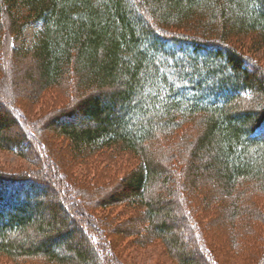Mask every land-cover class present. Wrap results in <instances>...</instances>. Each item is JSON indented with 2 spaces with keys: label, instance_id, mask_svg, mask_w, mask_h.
I'll return each instance as SVG.
<instances>
[{
  "label": "trees",
  "instance_id": "trees-1",
  "mask_svg": "<svg viewBox=\"0 0 264 264\" xmlns=\"http://www.w3.org/2000/svg\"><path fill=\"white\" fill-rule=\"evenodd\" d=\"M33 20L43 23L35 43L14 47ZM260 49L264 0H0V70L12 54L29 56L28 75L34 74L40 95L76 75L69 104L50 112L47 127L73 152L113 149L138 160L120 190L101 202L139 205L145 235L162 240L179 264H224L223 257L237 255L255 264L259 258L258 244L243 231L248 234L262 215L263 202L253 196H264V64L253 55ZM0 108L6 111L0 113V148L21 157L30 152L35 166L0 171V255L113 264L84 190L69 181L57 185L63 186L64 174L41 124L28 120L1 88ZM12 124L22 138L5 135ZM185 147L190 159L204 157L200 176L212 175L213 184L232 196L230 221L245 228L220 249L207 237L217 230L196 217L182 191L150 195L180 167L188 172L181 173L182 185L195 186V164L178 155ZM180 223L187 250L176 233Z\"/></svg>",
  "mask_w": 264,
  "mask_h": 264
},
{
  "label": "rangeland",
  "instance_id": "rangeland-1",
  "mask_svg": "<svg viewBox=\"0 0 264 264\" xmlns=\"http://www.w3.org/2000/svg\"><path fill=\"white\" fill-rule=\"evenodd\" d=\"M42 27L43 23L39 20L29 22L25 26L21 36L14 40L13 46L16 48L32 46L36 41L37 33ZM253 55L259 59L258 61L261 64H264V50L260 49L253 53ZM10 60V64L5 68L6 71L0 70L2 95L11 98L19 104L23 108L28 120L36 122L38 125L41 124L43 139L47 144L49 152L57 162L60 171L64 174L65 180L61 179L64 183L63 186L62 183L58 184V182L57 185L65 188L67 186L65 181H69L77 188L84 190V203L90 207L91 212L99 219L104 236H106L105 240L108 241L110 246L113 264H179L174 256L170 254L168 247L162 240L160 241L155 237L145 235L142 229L144 227V218L142 208L139 205L130 204L128 199L116 203L104 204L101 202L104 199L102 197H104L105 193L111 190H120L122 179L127 177L128 171L136 165L138 160L129 153L113 149L89 154L73 152L72 146L66 138L59 136L55 131L47 127V118L50 112L59 108H65L69 104L68 97L73 94L74 90L70 85L75 82L76 75H73L72 79H65L56 89H51V91H46L40 95L39 90L35 89L36 78L34 74L32 73V76L28 75L29 71L33 68L31 58L29 56L14 57V54H12ZM70 87L72 88L71 95L69 94ZM0 113L6 114V111L0 108ZM190 129V133H193L196 127L192 126ZM4 133L10 138L20 139L23 136L22 130L17 127V124L9 126ZM186 148H183V152L179 151L178 155L181 160L183 159L187 163L191 160L195 164L197 169H193V173L197 176L195 178V186L182 185L183 175L188 172L181 170L182 167H180L179 170L182 171L183 175L181 173L178 175L176 170L168 171L169 179L167 184H157L150 195L154 197L162 193L164 197H167V189L169 188H176L178 192L182 191L185 196V203L190 205L196 217L206 218L202 223L217 230V233H210L207 237H209V242L215 243L216 249H220V246L224 245L226 241L230 242V237L233 234L245 228L243 225L235 223L234 220L230 221L232 215H229V212L232 211V203L234 202L232 196L226 195V192L217 187L215 182V185L213 184L212 175L207 177L200 176L201 171L198 168L200 169V166L203 164L204 157L199 155L190 159ZM29 158H33L30 152L26 156L21 157L8 149L0 148V171L28 172L35 169ZM55 177L58 176L53 177V181L56 184ZM54 189L55 187H52L48 193L53 194ZM170 197L176 198L173 195ZM253 198L259 199L264 203L263 195L255 194ZM263 203L260 204L259 212H262L264 216ZM262 215L261 218L255 220L256 222L251 226V231L249 229L250 232L248 234H246L245 230L243 231L249 237L248 241L250 240L254 244L257 243L259 246L260 255L259 258H256L255 264H264V217ZM168 221L171 222L170 220ZM176 227V233L180 236L179 242L183 250H187L190 247L189 244L185 247L183 245V241L186 240L184 237L186 230L181 223L177 224ZM74 234L77 240H79V235ZM242 258L243 255L241 258L238 255L234 257L229 256L223 257V261L224 264H249L242 261ZM0 264L57 263L47 262L45 258L34 257L13 260L0 255ZM195 264L202 263L197 259Z\"/></svg>",
  "mask_w": 264,
  "mask_h": 264
}]
</instances>
